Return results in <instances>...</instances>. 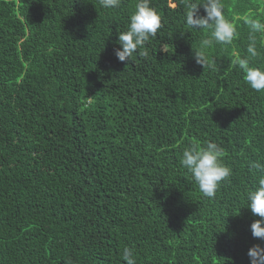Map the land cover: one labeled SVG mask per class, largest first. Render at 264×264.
<instances>
[{"label":"trees","instance_id":"1","mask_svg":"<svg viewBox=\"0 0 264 264\" xmlns=\"http://www.w3.org/2000/svg\"><path fill=\"white\" fill-rule=\"evenodd\" d=\"M137 2L0 0V264H125V247L136 264H250L264 247L246 207L264 91L236 63L263 0H222L238 36L205 48V67L194 52L209 33L186 24L189 0H150L161 27L119 61ZM254 35L250 65L264 68ZM206 142L232 170L212 199L180 164Z\"/></svg>","mask_w":264,"mask_h":264},{"label":"clouds","instance_id":"2","mask_svg":"<svg viewBox=\"0 0 264 264\" xmlns=\"http://www.w3.org/2000/svg\"><path fill=\"white\" fill-rule=\"evenodd\" d=\"M121 0H99L101 7L115 9ZM201 8L204 15L200 14ZM244 23L249 25L252 32L249 36L250 43L247 47L248 57L237 58L236 63L244 73L245 83L257 92L264 91V68L250 65V58L258 55L255 33H264V22L259 19H251L245 16ZM185 22L194 30H205L209 35L200 43V50L195 51L198 64L206 66L207 60L204 49L216 44H231L238 36L237 28L224 14L222 0H189L185 13ZM161 27V18L154 8L150 6V0H138L135 11L130 16V23L126 31L118 32L117 43L120 47L114 49L119 61H129L138 48L154 37ZM141 55H147L142 51ZM223 149L214 142H206L205 147L189 146L182 152L180 164L188 170L203 196L212 199L220 183L228 179L232 170L219 159ZM250 167L261 173L255 187L246 193L247 206L256 219L251 224V232L254 238L264 240V164L251 163ZM250 264H264V247L254 245L249 249ZM125 264H136L134 252L131 248L123 249Z\"/></svg>","mask_w":264,"mask_h":264},{"label":"rangeland","instance_id":"3","mask_svg":"<svg viewBox=\"0 0 264 264\" xmlns=\"http://www.w3.org/2000/svg\"><path fill=\"white\" fill-rule=\"evenodd\" d=\"M263 2H264V0H263Z\"/></svg>","mask_w":264,"mask_h":264}]
</instances>
